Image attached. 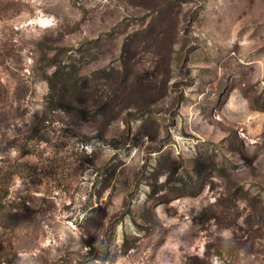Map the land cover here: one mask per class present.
<instances>
[{
	"label": "rangeland",
	"instance_id": "1",
	"mask_svg": "<svg viewBox=\"0 0 264 264\" xmlns=\"http://www.w3.org/2000/svg\"><path fill=\"white\" fill-rule=\"evenodd\" d=\"M4 163L0 264H264V0H0Z\"/></svg>",
	"mask_w": 264,
	"mask_h": 264
},
{
	"label": "trees",
	"instance_id": "2",
	"mask_svg": "<svg viewBox=\"0 0 264 264\" xmlns=\"http://www.w3.org/2000/svg\"><path fill=\"white\" fill-rule=\"evenodd\" d=\"M55 106V105H54ZM81 112V111H80ZM8 146V145H7ZM8 161L7 159H4V161ZM8 164L9 163H4L2 166H0V193L5 196L8 192V189L6 187V182H7V178L14 172V171H10V169H8ZM24 166V164H20L18 163V168ZM18 168L16 167V170H18ZM2 190V192H1ZM4 208V204L0 203V209ZM12 214H5L3 216V218H6V219H11L12 218Z\"/></svg>",
	"mask_w": 264,
	"mask_h": 264
}]
</instances>
